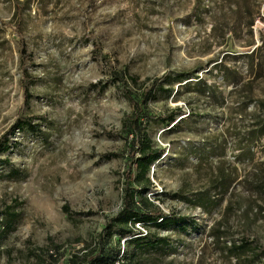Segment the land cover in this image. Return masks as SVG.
<instances>
[{"label": "rangeland", "instance_id": "1", "mask_svg": "<svg viewBox=\"0 0 264 264\" xmlns=\"http://www.w3.org/2000/svg\"><path fill=\"white\" fill-rule=\"evenodd\" d=\"M233 1L0 0V139L19 118H45L0 154V264L47 251L57 264L98 251L109 264H264V0ZM118 73L137 84L115 83ZM125 90L167 151L147 197L183 227L108 236L130 166ZM144 90L156 91L146 103ZM111 152L124 156L101 159ZM8 207L17 219L3 230ZM138 233L164 244L138 251Z\"/></svg>", "mask_w": 264, "mask_h": 264}, {"label": "trees", "instance_id": "2", "mask_svg": "<svg viewBox=\"0 0 264 264\" xmlns=\"http://www.w3.org/2000/svg\"><path fill=\"white\" fill-rule=\"evenodd\" d=\"M237 9L242 8L241 0L233 1ZM20 12V11H19ZM19 18V13L17 12V19ZM20 35V53L23 59H30L26 49V44L22 37L21 29H19ZM101 47L99 45L95 46V53L101 54L103 61L109 64V58L107 55L101 53ZM24 77V103L29 105L32 99V95L29 92L28 81L30 77L26 70L23 71ZM114 82H121L127 84L131 82L132 84H137L138 80L135 77L128 76L126 73H118L115 75ZM155 88V85H153ZM156 90V88H155ZM144 90L142 96V102L146 103L149 99H152L156 91ZM158 90L162 91L159 87ZM126 98L131 102L135 109L133 116L129 118L128 125L131 128V133L121 131L119 137L127 142L129 151L127 156L130 158V166L123 172V201L122 208L119 213L110 219L106 225V230L108 231V236L112 237L113 234L124 237L127 235H132L136 229L137 224H149L158 227H166L168 225L174 224L178 226H185L187 219L185 217L176 216L174 214L167 215L162 209L155 205L147 197V193L151 188L154 187V183L151 180V171L153 165L159 162L163 156L167 153L166 148L157 146L151 137L146 132L144 123L140 121V116L143 113L141 104L134 98L132 93L128 90L124 91ZM183 114L182 108H176L169 114H164L159 117V121L163 125H171L174 123L178 116ZM44 117H29L28 119L19 118L16 124L11 127L0 139V154L8 152L13 146L10 144L11 139L15 134L25 128L29 130L37 129L38 125L33 124L35 120H43ZM107 136H114L111 133H105ZM124 156V153H105L100 155L101 159L110 161L115 158H120ZM134 176V178H133ZM20 206V205H18ZM65 212H68L66 206L63 207ZM7 215L5 223L3 224V230H7L13 225V222L17 219V214L13 212L12 208H7ZM12 228V227H11ZM99 241L101 239L99 238ZM102 243V242H101ZM131 243H129L130 245ZM164 244L162 240H149L144 236L143 233H138V237L133 239V245L136 250H154ZM234 248V247H233ZM232 248V249H233ZM249 248L248 242L245 244L235 247V250H244ZM42 250V249H41ZM46 252V251H44ZM104 251H98L96 254L84 253L82 257L79 255H74L71 259V264H109L106 259H102V254ZM41 253L32 252L29 256L36 258L37 264H57L55 255L51 251H47L43 255ZM86 258H88L86 260Z\"/></svg>", "mask_w": 264, "mask_h": 264}]
</instances>
